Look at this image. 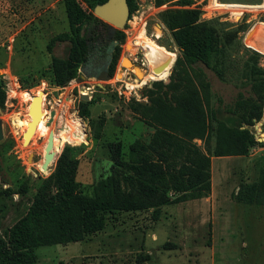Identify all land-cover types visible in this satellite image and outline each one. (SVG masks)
Returning a JSON list of instances; mask_svg holds the SVG:
<instances>
[{"label": "rangeland", "instance_id": "obj_1", "mask_svg": "<svg viewBox=\"0 0 264 264\" xmlns=\"http://www.w3.org/2000/svg\"><path fill=\"white\" fill-rule=\"evenodd\" d=\"M191 1V7H200L201 18L210 20L220 34L238 29L237 50L231 52V59L241 62L249 53L246 49H256L262 53L259 63L264 65V0H217L215 7L210 0ZM135 2L136 9L120 29L125 38L110 79L84 77L59 87L49 76L51 54L46 45L52 36L67 28L62 0H0V75L6 90L4 107L0 108L2 141H13L12 147L0 156V183L4 188L23 182L28 186L25 194L0 196V236L26 210L65 144L85 145L79 155L76 180L89 192L109 173L111 160L105 147L108 142L120 140L126 152L134 140H147L152 133V127L130 110L128 102L146 101L142 95L145 87L152 81L169 79L179 50L160 20L159 11L177 7V2L170 0L160 6L155 0ZM152 45L161 47L162 55L173 53L174 58L164 76L141 82L134 70L139 69L143 77L151 72L146 51ZM52 53L65 55L66 44L57 43ZM205 70L213 91L224 103H232L239 89L245 91L238 86L240 77L227 73V81L222 82L213 71ZM20 77L26 86L35 85L24 88ZM91 85L95 87L89 117L83 118L78 113L79 90ZM37 94L45 99V112L27 137L30 99L26 96ZM61 98L63 102L57 105ZM68 113H75L84 122L86 133L78 143L63 144L68 130L78 128L75 116L76 126H70L68 120L57 141L56 155L44 171L41 164L47 141L43 134L52 128V121L53 131H59ZM195 141L201 144L199 139ZM263 168L264 147L260 146L253 147L248 155L212 156L211 191L207 197L162 206L157 219L152 210L118 213L102 231L82 241L38 247L36 264H134L138 256L145 258L144 264H264V192L259 189V203H241L235 198L241 184L261 181Z\"/></svg>", "mask_w": 264, "mask_h": 264}, {"label": "trees", "instance_id": "obj_2", "mask_svg": "<svg viewBox=\"0 0 264 264\" xmlns=\"http://www.w3.org/2000/svg\"><path fill=\"white\" fill-rule=\"evenodd\" d=\"M104 1L62 0L69 31L52 36L46 45L51 54L48 72L54 85L65 86L77 77L88 51L81 29L91 23H103L92 10ZM167 1L170 0H155V4L160 6ZM175 2L177 7L159 11L160 20L179 50L169 79L155 80L145 87L142 95L146 101L128 102L130 110L152 127L149 138L134 140L126 152L120 140L108 142L105 147L111 160L109 173L93 184L89 192L76 180L79 155L85 145L65 144L26 210L0 236V264H36L38 247L82 241L102 231L108 220L121 212L152 210L153 218L157 219L162 206L207 197L211 191L212 156L248 155L253 147H264V141H258L250 129L264 112V65L259 63L262 53L246 49L249 53L241 62L231 59V52L237 50L238 29L220 34L210 20L201 18L199 7H191V0ZM127 3L131 14L136 2L127 0ZM115 37L119 45L108 77L114 73L125 35L117 29ZM68 38L71 44L67 53L54 55V46ZM162 53V48L156 45L146 51L151 72L143 77L139 69L134 70L141 82L167 73L174 54ZM158 66L161 67L157 71ZM206 68L222 82L227 81V73L240 77L238 86L245 91L239 89L232 103H224L213 91ZM19 81L24 88L35 85L26 86L22 77ZM5 99L0 75V108L4 107ZM62 102L61 98L56 104ZM91 102H79L81 117H89ZM68 120L70 126H76L80 118L76 116V122L74 114L68 113L59 131L54 132L52 124V129L43 135L46 142L53 132L54 151ZM83 136L79 127L70 128L63 144L78 143ZM12 145V139L0 141V156ZM262 172L260 182L238 187L236 201L260 202L257 196L259 189L264 192V168ZM27 190L26 182L6 188L0 183V196L25 194ZM144 260L138 256L134 264H144Z\"/></svg>", "mask_w": 264, "mask_h": 264}, {"label": "flooded vegetation", "instance_id": "obj_3", "mask_svg": "<svg viewBox=\"0 0 264 264\" xmlns=\"http://www.w3.org/2000/svg\"><path fill=\"white\" fill-rule=\"evenodd\" d=\"M66 29L69 31L68 25ZM116 30L104 21L98 24L91 23L81 29V34L85 36L88 43V51L85 61L78 69L76 82H80L84 77L94 80H97L96 76L98 75L108 77L113 55L119 45L115 37ZM63 43L66 44L67 53V48L70 46L71 41L68 38ZM108 78L110 79V77ZM91 86L93 88L92 92H94L95 86Z\"/></svg>", "mask_w": 264, "mask_h": 264}, {"label": "water", "instance_id": "obj_4", "mask_svg": "<svg viewBox=\"0 0 264 264\" xmlns=\"http://www.w3.org/2000/svg\"><path fill=\"white\" fill-rule=\"evenodd\" d=\"M92 11L96 17L100 18L104 22L111 25L113 29H118V30L124 28L128 20V17L130 15L127 0H105L102 3L96 4ZM107 78L108 77L105 75L96 76L97 80H104ZM98 86L101 87L102 85L98 84ZM80 98L84 101L88 99L86 95H81ZM53 114H54L53 111H51V116ZM30 115H31L32 120H35L38 115V99L37 98H35L34 101H32L30 105ZM78 122H79L78 123L79 129L82 131L83 134H85L86 130H85V127L83 126L84 125L83 121L80 119ZM33 128H34V121H31L25 133L26 136L30 135ZM3 137H4L3 123H2V120L0 119V141H2ZM55 145L58 146L57 143ZM53 148H54L53 132H51L44 146L43 163L41 164V168L44 171L48 169V165L50 164L51 161H53L56 155V152L53 150Z\"/></svg>", "mask_w": 264, "mask_h": 264}, {"label": "built area", "instance_id": "obj_5", "mask_svg": "<svg viewBox=\"0 0 264 264\" xmlns=\"http://www.w3.org/2000/svg\"><path fill=\"white\" fill-rule=\"evenodd\" d=\"M211 1V2H210ZM210 4H212V7H215L217 6L216 2L217 0H210ZM263 2V0H262ZM200 8V7H199ZM73 82H76V78L72 79L71 81H69V85L72 84ZM93 88L92 87H89V86H86V87H83L82 90H79L80 92V95H79V98L81 97V95H86L88 97L87 100H90L92 99L93 97V92H92ZM81 99V98H80ZM82 100V99H81ZM86 100V101H87ZM253 130L255 131V138L260 141V140H264V112H263V115L261 117V119L259 121H256L255 124L252 126ZM254 133V132H253ZM256 134H259L261 137L258 138Z\"/></svg>", "mask_w": 264, "mask_h": 264}, {"label": "bare ground", "instance_id": "obj_6", "mask_svg": "<svg viewBox=\"0 0 264 264\" xmlns=\"http://www.w3.org/2000/svg\"><path fill=\"white\" fill-rule=\"evenodd\" d=\"M261 24L264 25V23H261ZM252 46H253V44H252ZM262 51L264 52V50H262ZM126 60H127L126 58L123 59V63H124V64H125V61H126ZM159 67H161V66H158V68H156L157 71H158ZM26 97H28L27 100L30 99V100H28V102L30 101V104H29V106H28V108H27V110H28V112H29V114H28V117H29V118H28V120H27V123H25V124L28 125V124H30L31 121H34V128H33L32 132L30 133V134L32 135L33 132H34V130L36 129V124H37V123L42 119V117L44 116L43 114H44V112H45V110H44L45 99H44V97H43L41 94H37V95H28V96H26ZM35 98L38 99V115H37V117H36L35 120H32L31 115H30V105H31L32 101H34ZM73 114H74V116H75V113H73ZM52 117H53V119L55 118L54 116H52ZM75 117H76V116H75ZM53 123H54V121L51 122V124H53ZM51 129H52V128H48V129L44 132L43 135H45V134H46L47 132H49ZM27 137H29V136H27Z\"/></svg>", "mask_w": 264, "mask_h": 264}]
</instances>
